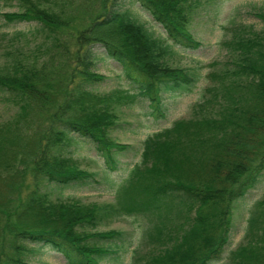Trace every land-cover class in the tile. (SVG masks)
Wrapping results in <instances>:
<instances>
[{"label": "trees", "instance_id": "trees-1", "mask_svg": "<svg viewBox=\"0 0 264 264\" xmlns=\"http://www.w3.org/2000/svg\"><path fill=\"white\" fill-rule=\"evenodd\" d=\"M12 1L19 11L1 18L6 24L35 23L24 34L35 46L27 55L18 52L11 67L0 68V94L18 107L12 120L0 124V191H12L0 196V264H28L21 256L37 250L29 245L49 248L66 264L117 259L131 247L125 234L88 229L124 216L151 224L147 250H134L133 264H218L236 205L264 173V30L244 26L234 33L222 43L223 61L172 67L165 61L170 48L181 53L200 48L189 24L200 5L214 0H99V5L84 0V14L68 13L74 0ZM128 5L149 14L166 41L155 39ZM256 16L264 21V12ZM95 46L119 66L126 89L96 90L104 76L95 70ZM204 68L208 72L202 75ZM202 79L207 85L191 118L145 138L139 161L115 185L113 203L50 201L42 192L51 185L97 184V174L80 170L71 157L79 143L93 146L109 181L119 168L118 153L130 149L108 136L119 126L122 110L137 107L154 122L164 121L165 99L191 95ZM48 112L45 135L32 142L24 128ZM25 160L31 184L13 206V179L22 174ZM244 239L229 252L227 264H264V199L255 205ZM94 240L119 244L102 248L91 244Z\"/></svg>", "mask_w": 264, "mask_h": 264}, {"label": "rangeland", "instance_id": "rangeland-1", "mask_svg": "<svg viewBox=\"0 0 264 264\" xmlns=\"http://www.w3.org/2000/svg\"><path fill=\"white\" fill-rule=\"evenodd\" d=\"M44 1V0H38ZM86 1V0H85ZM88 1V0H87ZM84 0H74V7L68 13L86 12L82 6ZM45 2L43 6L48 7ZM89 3L99 5V0H90ZM130 6L132 16L142 24L155 39L162 42L166 41V36L162 28L157 25L146 12L139 9L137 5ZM17 3L12 0H0V15L4 13L18 12ZM77 14V18H80ZM264 12V0H214L208 4H202L197 8L196 14L191 18L189 30L191 34L200 43V48L193 52L181 53L176 48H170L165 61L172 67L186 68L200 64L206 66L212 61H223L225 49L222 43L232 38L234 33H242L244 26L253 28L255 32L264 30V21L256 15ZM76 15V14H75ZM35 27V23L21 22L6 24L0 16V68L11 67L14 58L20 52L22 55L29 54L35 42L31 41V36H27ZM73 29V28H72ZM27 34V35H24ZM93 51L97 57L95 70L98 74L104 76V81L96 86L100 93H107L114 89H126L124 81L120 76L119 66L108 59L104 51L95 46ZM74 66V65H73ZM72 62L70 67L72 68ZM65 69H63V73ZM208 72V68L202 70V75ZM207 85L206 79H202L197 88L191 95L168 99L164 103L166 106V119L164 121L154 122L149 116L144 115L137 107L133 109L122 110L118 120V127L108 130V136L121 144L129 145L130 149L118 153L119 168L115 173L109 175V181L103 177L104 163L93 150V146L88 143H79L71 148V157L79 166L80 170L90 173H96L97 184L93 183L90 187H68L57 188L53 185L42 189L47 194L50 201H70L78 200L83 204L95 203L98 205L113 203L115 199V185L125 180L130 170L139 161L142 151V145L145 138L163 128L169 127L175 120L189 119L192 116V106L200 100L203 90ZM142 107V106H140ZM51 111V110H50ZM49 111V112H50ZM35 115L36 124L33 127L24 128L22 133L33 142L38 137L44 136L49 126L50 114ZM18 113V107L5 100L0 94V124H5L12 120ZM31 119L32 116H29ZM34 124H31V126ZM26 150V148H24ZM31 148L27 147L29 152ZM30 157V156H29ZM28 155L25 158H29ZM25 163L22 164L21 175L13 181L16 183L15 193L12 195L13 206L15 202L22 200L27 192L26 186L31 184V174L25 169ZM108 182H107V181ZM112 185V186H111ZM10 189L0 191V196L6 197L11 194ZM264 199V173L257 186L251 190L236 205L233 213L232 227L229 234L228 245L225 247L222 260L218 264H227L229 261V252L236 249L245 242V233L247 222L257 202ZM151 227L148 219L138 216L119 217L106 220L95 230L88 229L89 232H123L125 240H129L130 248L126 252H118V258L115 256L103 257L99 264H133L132 253L134 250L145 252L144 247L146 231ZM94 240L91 244L98 247L114 246L118 241ZM36 248L34 253H24L21 258L28 264H66L62 255L50 250L49 248H40L29 245L28 248ZM38 247V248H37ZM137 251V252H138Z\"/></svg>", "mask_w": 264, "mask_h": 264}]
</instances>
